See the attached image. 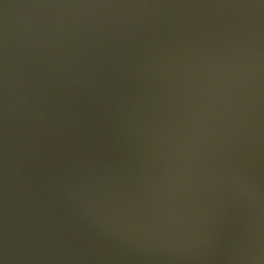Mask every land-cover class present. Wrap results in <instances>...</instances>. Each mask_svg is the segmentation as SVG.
<instances>
[{"label":"water","instance_id":"95a60500","mask_svg":"<svg viewBox=\"0 0 264 264\" xmlns=\"http://www.w3.org/2000/svg\"><path fill=\"white\" fill-rule=\"evenodd\" d=\"M0 264H264V0H0Z\"/></svg>","mask_w":264,"mask_h":264}]
</instances>
